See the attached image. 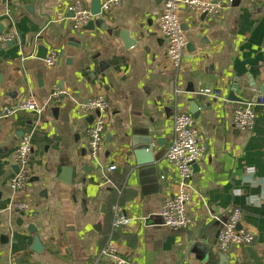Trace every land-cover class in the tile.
Returning <instances> with one entry per match:
<instances>
[{"label": "crops", "instance_id": "1", "mask_svg": "<svg viewBox=\"0 0 264 264\" xmlns=\"http://www.w3.org/2000/svg\"><path fill=\"white\" fill-rule=\"evenodd\" d=\"M75 1L0 0V35L16 40L0 41V112L25 95L46 105L41 116L0 117V264H96L109 242L131 264H264V0H219L217 16L182 11L192 46L179 69L159 32L162 0H126L95 17L94 28L77 27ZM83 1L92 10V0ZM40 45L59 54L54 65L38 57ZM233 87L243 100L230 97ZM56 89L65 93L53 96ZM93 96L110 104L98 161L88 147L94 112L79 110ZM191 99L200 105L197 117ZM249 101L254 127L237 129L234 111ZM181 112L193 115L205 157L192 179V223L173 228L162 224L160 210L176 191L166 153ZM24 134L33 142L31 177L18 192L10 183ZM148 135L162 141L155 163H141L132 150ZM112 164L117 169L107 174ZM17 199L30 204L29 213L13 210ZM232 205L242 208V225L256 240L221 251ZM118 206L133 221L114 228ZM35 235L40 252L32 249Z\"/></svg>", "mask_w": 264, "mask_h": 264}, {"label": "built area", "instance_id": "2", "mask_svg": "<svg viewBox=\"0 0 264 264\" xmlns=\"http://www.w3.org/2000/svg\"><path fill=\"white\" fill-rule=\"evenodd\" d=\"M8 1V0H6ZM126 0H103L101 4L102 15L115 8L123 6ZM162 11L159 17V32L168 39L167 58L173 68L179 69L184 58L188 39L183 29L179 14L182 11H193L201 14L217 16L224 5L219 0H162ZM70 10L74 13V20L77 27L86 26L91 20L99 15H94L91 9L86 6L83 0L75 1ZM14 34L0 35V41H9ZM59 54L52 50L46 58L48 65H54ZM65 93L56 89L53 96ZM253 102L235 109L233 116L234 127L241 130L252 129L255 124L256 112ZM109 102L104 96H93L79 104V110L88 114L94 112L92 123L88 127L89 156L93 161H98L105 142V130L107 125V113ZM46 105L31 95H25L17 101L5 105L0 117L13 116L18 112L29 111L41 116ZM174 140L166 153L168 164L175 171L177 178L176 191L173 196L163 201L160 210L162 224L173 228H188L192 223V215L189 211V204L192 199V179L195 166L205 157V147L202 142L201 131L197 127L193 115L189 112L178 113L173 121ZM33 151V142L30 134H24L15 151L14 164L17 171L11 180V186L18 192H22L30 184V174L27 168V161ZM117 169L112 164L107 169L111 174ZM30 204L24 199H17L13 204V210L20 214L30 212ZM227 220L219 232L217 248L227 251L232 246H248L256 240L255 232L247 226L242 225L243 210L237 205H232L227 210ZM133 219L119 206L115 209L113 227L119 228L129 225ZM96 264H131L130 260L123 257L119 248L109 242L97 258Z\"/></svg>", "mask_w": 264, "mask_h": 264}, {"label": "water", "instance_id": "3", "mask_svg": "<svg viewBox=\"0 0 264 264\" xmlns=\"http://www.w3.org/2000/svg\"><path fill=\"white\" fill-rule=\"evenodd\" d=\"M101 4L102 1L101 0H92V13L94 15H99L101 13ZM73 13V12H72ZM74 16V13H73ZM96 21L91 20L88 23V26H90V28H94ZM122 38L124 39V42L126 44V46L129 48L131 46L134 45V42L130 41L129 36H128V32H123L122 33ZM16 40H12L8 43V46H11L13 43H15ZM189 46H192L191 43L188 44V48ZM195 48L192 47V49H190V51H194ZM49 49L44 46V45H40L39 46V56L40 58L46 59L47 58V54H48ZM237 89L233 87V89L230 91V97H232V99H238V100H243L242 98H239L236 96L237 94ZM236 97V98H235ZM191 105L194 106V108L196 110H192L194 116L197 117L198 115V111L200 110V105L197 104L194 99L190 100ZM155 142H157V144L161 145L162 141L161 139L158 140H154V138L150 135H148L147 137L138 140L135 139L132 142V150L134 155L136 156L138 161H141V163H155L156 159L154 156L155 153ZM69 170V169H67ZM73 170V169H72ZM65 181H67L68 183H71L70 179H65ZM28 230L31 232V234H35V232L37 231V229L35 228L34 225H30L28 227ZM32 249L35 250L36 252H40L43 249L42 246V242L39 239L38 235H35L34 237V244L32 246Z\"/></svg>", "mask_w": 264, "mask_h": 264}]
</instances>
